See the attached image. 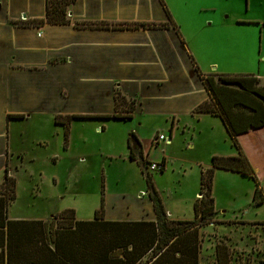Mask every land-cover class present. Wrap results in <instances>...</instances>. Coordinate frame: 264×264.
Masks as SVG:
<instances>
[{"label":"rangeland","instance_id":"374dc122","mask_svg":"<svg viewBox=\"0 0 264 264\" xmlns=\"http://www.w3.org/2000/svg\"><path fill=\"white\" fill-rule=\"evenodd\" d=\"M163 2L177 23L194 64L201 71L252 74L260 79V85H264V20L256 21L257 24L252 21L254 18L264 19V0ZM17 4L14 3L15 10ZM31 6L35 13H40L38 0H33ZM22 20L20 17L19 22ZM174 40L171 41L175 43ZM174 43L171 46L177 59L179 42ZM179 55L180 65L188 67V58L182 51ZM191 82L181 90L184 96L190 95L187 98L194 96L198 89L195 80ZM174 85H169L170 89L166 90L170 100L166 104H156L157 90H152L154 94L151 90L145 91L140 82H128L130 92L139 90L137 96L142 102L140 109L133 112V118L73 119L69 124L68 147H63V126L52 121V111L48 108L51 103L21 102L20 106L15 102L0 103V119L2 107L21 108L29 114L27 120H7L10 123L7 147L11 161H8L6 170H0V185L6 171L7 175L16 178L15 200L8 205V216L50 220L63 210L72 209L77 219H91L104 196L113 217L129 218L138 214L132 218L155 220L154 213L149 215L152 207L142 167L149 173L164 209L161 220L164 229L176 227L173 220H193L194 203L200 198V168L208 167L213 155L233 156L238 155V151L219 117L203 116L199 119L195 114L183 117L189 101L178 105L177 85L173 94L167 93L174 89ZM107 86L108 83L102 84L103 88ZM103 94L95 102L73 99L57 109L62 112L84 111L86 108L108 111L110 99L105 96L104 89ZM179 98L183 99L182 95ZM123 105L118 104V111ZM150 108L156 111H148ZM166 111H173L180 119L178 127L173 128L169 143L172 117ZM131 132H136L144 142V154L148 152L150 161L141 155L140 165L129 158ZM159 134L165 139L148 150V141ZM263 135L250 131L239 138L264 189ZM15 151L22 152L21 161ZM3 156L0 154V163ZM163 157L166 166L162 172L148 170V162H160ZM214 173L211 189L213 215L198 218L200 225L173 238L158 257L148 251L133 264H215V245L220 243L229 247L230 264H264V223H253L264 221V203L253 201L255 182L247 175L224 169H215ZM122 251L118 249L115 255L121 258Z\"/></svg>","mask_w":264,"mask_h":264},{"label":"crops","instance_id":"0c3cea01","mask_svg":"<svg viewBox=\"0 0 264 264\" xmlns=\"http://www.w3.org/2000/svg\"><path fill=\"white\" fill-rule=\"evenodd\" d=\"M15 2H18L16 10ZM32 2L33 0H0V103L3 105L13 102L17 106H20L21 102L51 103L48 108L52 111V121L55 123L57 116L112 114L115 110L116 92L134 98L135 105L137 104L135 110L140 109L142 102L138 100L139 90L133 89L130 92L128 82L134 84L140 82L145 91L157 90L156 104L158 102L166 104L170 100L166 90L170 89L169 85L175 83L177 89L175 90L174 85V89L167 93L173 94L174 90L177 91L179 106L183 101H189L183 117L194 116L191 113L194 107L208 98L196 72L192 55L185 47L178 25L163 0H157V3L155 0H76L69 7L70 22L68 24L45 23L39 27L22 24L23 21L44 16L45 0H38L40 13L32 10ZM168 15L174 23L169 27L104 29L74 26V22L78 21L139 22L157 25L168 22ZM20 17L23 20L19 22ZM259 20L264 19H252L256 24ZM169 36L172 41L175 38V43L169 39ZM177 41L180 47L178 48L177 45L176 59V51L173 50L171 44H176ZM179 51H182L189 60L188 67L183 66L184 69L180 65ZM197 69L200 73L209 74L204 73L198 67ZM174 76L175 78L172 79ZM138 78L140 81H136ZM191 80H195L198 89L194 94L196 97L187 98L190 95L184 96L181 90L188 82L192 83ZM103 83H108L107 88L102 87ZM103 89L106 91L105 96L110 99V110L108 111L86 108L87 110L84 111L66 110L62 112L57 109L59 105L73 99L89 103L94 100L95 102L104 95ZM159 95L162 98H158ZM179 95H182L183 99L179 98ZM148 111L156 110L150 108ZM159 111L164 112V110ZM166 112L172 117L169 143L174 134L173 128L178 127L176 125L180 119L173 114V111ZM1 115L0 154L4 156L1 157L0 170L3 168L6 170L8 161H11L7 147L9 121L12 119L27 120L29 114L21 108L12 110L2 107ZM8 115H20L21 117L7 119ZM195 115L199 119L203 116H212ZM69 133L66 144H64L63 127V147H68ZM134 133L141 142L143 157L146 156L148 159V152L144 154V142L136 132ZM151 147V141H148L147 149L150 150ZM15 152L19 155L17 159L21 161L22 152ZM11 155L14 157V153ZM52 160L55 161V158ZM160 160L163 162L164 170L166 160L164 157ZM135 215L138 214H133L129 218L118 215L113 217L109 214L105 202L106 219L138 220L132 218ZM149 215H153V211Z\"/></svg>","mask_w":264,"mask_h":264},{"label":"trees","instance_id":"16d2710c","mask_svg":"<svg viewBox=\"0 0 264 264\" xmlns=\"http://www.w3.org/2000/svg\"><path fill=\"white\" fill-rule=\"evenodd\" d=\"M75 1L45 0L44 16L23 21L22 24L36 27L45 23L68 24L70 22L68 10ZM168 19L167 23L158 25L139 22L78 21L74 22V26L104 29L169 27L174 23L170 15ZM195 69L208 98L198 103L191 113L219 117L238 155H213L208 167L200 168L198 192L200 198L194 203V219L173 220L172 223L177 226L165 230L164 225L161 224L165 212L160 198L149 173L142 167L141 172L146 178L147 195L155 220L106 219L104 196L91 219H77L72 209L63 210L54 216V220L9 218L7 208L9 203L15 200L16 178L7 175L6 171L0 185V264H133L148 251H153L158 257L160 252L168 248L173 238L200 225L198 218L203 219L213 215L214 200L211 189L215 169H224L252 178L256 185L253 201L257 204L264 203V189L253 170L254 164L239 138L241 134L250 131L264 133V85H260L259 79L252 74L203 75L196 66ZM135 102L134 98L127 100L123 94L116 92L115 110L112 114L57 116L55 123L63 125L64 144H66L71 120L131 119ZM118 104H124L120 108L121 111L117 109ZM19 117L21 116L8 115L7 119ZM128 145L129 158L141 165V142L133 132L129 135ZM253 223L262 224L264 221ZM162 233H165L163 237H161ZM118 249L123 250L121 258L115 255ZM230 258L231 252L227 245L222 243L215 245V264H230Z\"/></svg>","mask_w":264,"mask_h":264},{"label":"built area","instance_id":"2783aa9c","mask_svg":"<svg viewBox=\"0 0 264 264\" xmlns=\"http://www.w3.org/2000/svg\"><path fill=\"white\" fill-rule=\"evenodd\" d=\"M165 136L163 134L157 135L152 141L151 146H156L159 143V140H164ZM148 170H160L163 168L162 162H148Z\"/></svg>","mask_w":264,"mask_h":264}]
</instances>
